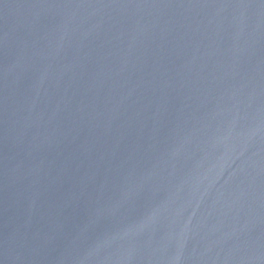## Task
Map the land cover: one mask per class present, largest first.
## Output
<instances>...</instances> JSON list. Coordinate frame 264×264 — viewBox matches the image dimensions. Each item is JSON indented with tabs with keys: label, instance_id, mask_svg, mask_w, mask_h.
I'll return each instance as SVG.
<instances>
[{
	"label": "water",
	"instance_id": "obj_1",
	"mask_svg": "<svg viewBox=\"0 0 264 264\" xmlns=\"http://www.w3.org/2000/svg\"><path fill=\"white\" fill-rule=\"evenodd\" d=\"M0 264H264V0H0Z\"/></svg>",
	"mask_w": 264,
	"mask_h": 264
}]
</instances>
